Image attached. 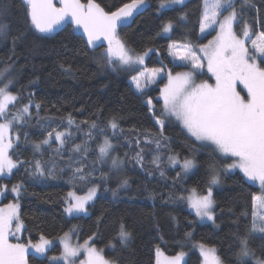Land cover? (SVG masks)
<instances>
[{
    "label": "trees",
    "instance_id": "obj_1",
    "mask_svg": "<svg viewBox=\"0 0 264 264\" xmlns=\"http://www.w3.org/2000/svg\"><path fill=\"white\" fill-rule=\"evenodd\" d=\"M95 1L106 11H115L131 2ZM145 1L146 10L118 35L132 52L144 53L152 49L144 65L132 70L161 67L172 73L180 71V67L172 65L169 45L173 42L202 45L214 35V32L206 36L200 33L204 0H184L183 4H166L163 8H159L161 0ZM252 3L256 7L247 9L243 19L252 27L251 35L256 36L264 31V0H252ZM236 6L239 9V0ZM0 8L4 9L0 23L8 26L6 34L0 36V71L9 69L5 72V80L15 82L10 91L21 97L15 108L10 105V111H17L29 99L40 104L39 111L34 106L30 109L31 118L23 126L14 127L19 140L9 155L14 161L26 163L0 177V186L7 185V190L2 191V204L20 202L24 242H37L41 235L56 238L75 227L79 240L92 238L116 264H156L157 250L168 255L183 252L182 264H201V255L193 247L195 244L216 247L222 264H254L250 260L239 261L237 257L239 238H246L252 253L264 260V235L249 234L253 197L262 191L242 171L223 172L220 183L212 186L214 222H199L188 210L187 199H179L187 197L190 189L205 195L213 174L210 165L222 168L227 160L212 149L200 146L176 121L166 122V147L181 159H193L194 171L185 175L180 166L149 167L144 158L143 167L137 164L134 157L140 151L132 147L133 142L136 145L139 138V146L143 145L146 132L152 133L150 137L153 138L158 131L144 104L147 96L160 106L161 101L156 100L160 93L158 87L145 97L138 95L130 80L134 73L118 64L109 66L101 56L104 48L91 51L71 26L56 34L40 33L29 27L21 0H0ZM169 21L173 24L172 30L163 32V25ZM242 26L234 25V28L240 33ZM197 79L211 81L207 74H197ZM69 114L80 127L77 131L76 125L72 126L73 139L66 141L62 148L59 141L53 139L50 145H41L40 152H36L34 144L40 143L48 131L65 130L64 118ZM113 116L118 118L122 132H114L107 126ZM82 121H95L103 133L80 123ZM89 132L94 139L87 142L89 150L82 159L81 153L71 149L73 145H83L87 139L85 133ZM104 137L111 140L112 153L124 161L119 168L112 167L109 157L98 158V146ZM144 154L142 152L143 157ZM34 160L45 167V177L32 175L31 162ZM69 161H72L71 167ZM82 165L85 173H92L85 182L73 179V169ZM53 166L55 179L47 175L48 168ZM102 174L105 179L101 178ZM124 179L128 181L127 187L113 196L112 190ZM19 184L23 185L19 194L12 192L13 185ZM93 186L98 190L94 199L88 201L86 213L65 211L75 202L69 193L84 197ZM120 223L132 234L126 243L117 236ZM52 257H62L61 246L55 245L46 256L29 254L28 262L65 264L62 259L53 260Z\"/></svg>",
    "mask_w": 264,
    "mask_h": 264
},
{
    "label": "snow or ice",
    "instance_id": "obj_2",
    "mask_svg": "<svg viewBox=\"0 0 264 264\" xmlns=\"http://www.w3.org/2000/svg\"><path fill=\"white\" fill-rule=\"evenodd\" d=\"M239 2L240 7L237 9V0H211V4L205 0L206 11L202 15L200 30L201 32L209 28L216 30L218 26L217 34L205 45H169V49L175 50L173 54L178 55L179 59L184 61L185 66L189 67V71L177 72L173 75L171 70L165 71L163 68L146 69L138 76H133L132 80L135 82L137 94L143 96L147 89L156 83L157 77L162 79L166 77L167 79V83L160 90L162 106L159 111L165 119H160V115H157L156 105L153 104L151 98L144 101L150 116L158 125L156 138L149 139L153 135L152 133L144 134L146 143L155 144L156 150L159 152L160 141L167 139L164 135L166 122L175 119L196 141L206 146H213L214 150L225 158H235L233 163L222 168L221 171L239 168L249 180L258 181L264 188V67H261L255 57L249 53L245 41L250 39L253 30L243 19L244 12L256 6L252 0H239ZM57 3L60 4V7L56 6ZM176 3L183 4L184 0H161L159 8L165 7L166 4ZM21 4L24 6L26 23L40 33L51 32L56 25L70 19L77 27L83 28V32L87 36V44H94L95 41L104 37L109 47L104 53H101V56L107 60L109 66H113L112 58L118 57L120 67L134 69L137 65L142 66L144 57L152 51V49H148L143 55H134L126 49L124 42L117 36L118 26H127L133 18L134 12H138L144 6L145 0H131V3L124 4L116 11H105L95 3V0H88L87 3H81V0H21ZM209 8L211 9L210 14L207 11ZM224 12H227V15H223ZM3 15L4 9L0 8V17ZM253 23L255 24L257 21L254 19ZM234 25H243L240 35H237L234 30ZM7 28L6 24L0 23V36L6 34ZM172 28L173 24L169 21L163 25L162 31L170 32ZM251 44L252 48L260 54L261 61H264V31H260L257 34V39L252 40ZM197 53H202L206 58L207 69L215 77L214 84L207 81L199 84L195 82L196 73L205 66L204 60ZM8 70L0 71V120L3 121L0 122V175L11 173L14 168L26 163L14 161L9 155L10 150L13 149V140H19L18 135L15 137L11 135V129L14 124L23 126L24 122L31 118L30 109L33 106L37 111L40 109V104L29 99L28 103L22 104L17 111L9 110V105L15 108L21 101V97L10 91L15 86V82L11 79L5 80V72ZM141 78L144 79L143 84ZM238 82L247 89V99L237 91ZM64 120L66 121L65 130L48 131L40 143L34 144L36 152H40L41 145H50L53 139L59 141L61 148L66 141L73 139L72 126L76 125V130L79 131V124L71 117V114ZM117 120L118 118L113 116L107 126L114 132H122L123 129L119 128ZM80 123L88 124L91 129H96L100 134L103 133V129H99L95 121ZM85 136L87 139L83 145L76 144L71 149L73 152L81 153L82 159L87 156L89 150L87 142L94 139L91 132L85 133ZM139 143L138 138L137 144L139 145ZM98 147V158L101 160L108 158L114 151V146L108 137H105L103 144ZM56 151H59V148ZM142 152L143 149L137 152L134 157L141 167H143ZM168 160L173 166L180 163L184 173L196 167L195 162L188 158H183L182 163L176 156H169ZM123 163L124 161L118 157L111 159L113 168H119ZM151 163L153 166L159 167V155L154 156ZM71 164L72 161H69V167ZM31 165L34 169L33 176L45 177L46 169L39 160L32 161ZM210 167L213 174L208 181L209 186L205 190L206 194L179 197V199L189 200L190 206L201 219L214 220L213 206L215 202L212 199V186L220 183V176L214 165H210ZM53 169L54 166L49 167L47 175L55 179ZM91 175L92 173H85L83 165L73 169V179L85 182ZM160 175H164L163 171L160 172ZM101 178L105 179L106 176L102 174ZM127 185V179L121 181L118 188L112 190L113 196H117L119 189L126 188ZM22 187V184L13 185L11 191L19 194ZM6 190L7 185L0 186V191ZM97 190L96 186L91 187L84 197L69 193L70 197L74 196L75 202L70 203L65 211L69 214L86 213L88 211L86 205L88 201L94 199ZM193 192L195 193V189ZM253 202L256 210L252 212L249 234L264 233V197L254 196ZM14 220L18 221L17 231H19L23 224L19 222L18 204H8L4 208H0V264H27L24 256L26 246L10 243L8 239L12 234L11 228ZM117 236L121 242L126 243L131 239L132 234L123 223H120ZM67 237L68 233H65L64 239L66 240ZM239 240L240 251L237 257L239 261H243L245 258L253 256V253L248 247L246 238H239ZM51 243L52 241L41 235L40 243L33 244L31 247L44 253ZM80 247H83L87 252V259L82 264H112L95 247H89L88 241H85L83 246L77 247L65 243L62 257H52V259H62L65 264H72ZM200 247L204 255V264H222L214 248L205 249L203 245ZM162 255L157 250L156 264H181L184 253L181 252L175 257H165L161 260ZM255 264H264V260H256Z\"/></svg>",
    "mask_w": 264,
    "mask_h": 264
},
{
    "label": "rangeland",
    "instance_id": "obj_3",
    "mask_svg": "<svg viewBox=\"0 0 264 264\" xmlns=\"http://www.w3.org/2000/svg\"><path fill=\"white\" fill-rule=\"evenodd\" d=\"M204 2H205V0H204ZM208 3L209 4H211V0H208ZM206 11V9L204 8V11H203V13ZM207 11H208V13L210 14V12H211V9L209 8V9H207ZM223 15H227V12H224L223 13ZM222 18V17H221ZM200 29H201V26H200ZM219 29H218V26L216 27V30H212L211 28H209V29H206L204 32H201V30H200V33H201V36H206V35H208V34H210V33H212V32H214V35L209 39V40H212L213 39V37L217 34V31H218ZM234 30H235V28H234ZM236 31V30H235ZM236 33H237V35H240V33H238L237 31H236ZM257 39V35L256 36H253V35H251L250 34V39H248V40H246L245 41V43H246V46L248 47V49H249V53L250 54H252L254 57H255V59L257 60V62H259L260 63V66L261 67H264V61H261V57H260V54L258 53V52H256L253 48H252V44H251V41L252 40H256ZM208 43V41L206 42V43H204V44H202V45H205V44H207ZM172 44H177V45H186V44H189V43H179V42H173V43H171V45ZM192 46H199L198 44H191ZM109 46H107V47H102V51H101V53H104L105 51H106V49L108 48ZM126 47V46H125ZM99 49H101V48H99ZM99 49H97V50H99ZM126 49H128V50H130L128 47H126ZM97 50H95V51H97ZM131 51V50H130ZM175 50H170L169 49V57H170V60H171V62H172V65L174 66V67H180V71H177V72H186V71H189L190 69H189V67H187V66H185V63H184V61H181L180 59H179V57H178V55H174L173 54V52H174ZM132 52V51H131ZM132 54H134V55H136V54H139V55H143V53H136V52H132ZM198 55H200L201 56V59L202 60H204V62H205V66H204V68L200 71V72H197L196 73V75H195V82L197 83V84H199V83H201V82H204V81H207V80H202V79H197V74H207L210 78H211V81H207L208 83H210V84H214L215 83V77L213 76V74L211 73V72H209L208 71V69H207V62H206V58L205 57H203V55H202V53H197ZM145 59H146V56L144 57V61H145ZM114 64L115 65H117L118 64V67H120L119 66V60H118V57H113L112 58V65H113V67H114ZM144 65V64H143ZM142 65V66H143ZM138 67H140V65H137V66H135V68H138ZM122 68V67H121ZM134 68V69H135ZM154 68H156V69H159V68H161V67H154ZM125 70H130L131 71V73H134L133 74V76H138L139 75V73H141V72H144V71H146V69H153V68H150V67H148V68H142V69H138V71L137 70H135V71H133L132 69H128V68H124ZM164 69V68H163ZM177 72H175V73H177ZM175 73H173V75H175ZM162 76H163V74H161ZM132 76V77H133ZM132 77H131V84H132V86H133V88H134V90L136 91V89H135V82L132 80ZM141 83L143 84L144 83V79L143 78H141ZM160 83H162L161 85H160ZM167 83V79H166V77H164L163 79L161 78V77H157V81H156V83L155 84H152L148 89H147V91L145 92V94L144 95H147L151 90H155V88H159L160 90L161 89H163V87H164V84H166ZM237 91H239L240 92V94L242 95V96H244L246 99H247V89L244 87V85L242 84V83H237ZM14 94V93H13ZM143 95V97H145ZM149 97H145V100L146 99H148ZM152 99V102H153V104H155L156 105V109H157V115H160V109H161V106H162V99H160V93L157 95V97H156V100H160L161 101V104H160V106H157V104L155 103V101H154V99L153 98H151ZM9 110H10V105H9ZM10 118V117H9ZM160 119H165V117L164 116H162V115H160ZM174 121H176V123L177 124H179L182 128H183V126H182V124L179 122V121H177V120H175V119H173ZM0 122H3L2 120H0ZM25 123V122H24ZM156 124V123H155ZM15 125L16 124H14L13 125V127H12V129H11V135L13 136V137H15V136H17V133L14 131V127H15ZM157 125V124H156ZM157 127H158V125H157ZM186 130V129H185ZM187 131V130H186ZM189 134V133H188ZM189 136H190V134H189ZM191 137V136H190ZM105 138V137H104ZM104 138L102 139V141H101V143L100 144H103V142H104ZM154 138H156V137H149V139H154ZM191 139H193L195 142H198V144L200 145V146H202V147H207V148H209V149H212L218 156H220L221 158H224L225 160H227V162H226V165H225V167L227 166V165H229V164H231V163H233L234 162V160H235V158L234 157H231V158H225V157H223V155L222 154H220V153H218L217 151H215L214 150V147L213 146H206V145H204V144H202L201 142H199V141H196L195 140V138L194 137H191ZM132 140H134L133 138H132ZM16 141L17 140H13V145L16 143ZM160 143H161V147H160V149H159V152H157V150H156V146H155V144H153V143H144L143 145L142 144H140V146L136 143V145L134 144V142H133V146L132 147H138V151H140V148H142V149H144L143 150V153H146V154H144V160L146 159V161L144 162V163H146V164H149V167L151 166V167H155V166H153V164L151 163V161H152V159H153V157L154 156H156V155H159V157H160V164H168L169 166H173V165H170V163H169V160H168V157L169 156H176V157H179V155H176V154H173L171 151H169V148L168 147H166L167 146V139L166 140H164V139H162L161 141H160ZM142 145V146H141ZM140 147V148H139ZM114 157H118V156H116L115 154H113L112 152L110 153V155H109V158H110V160H109V163L111 162V159L112 158H114ZM119 159H121V160H123L121 157H118ZM180 158V157H179ZM188 159H190V158H188ZM180 160H181V163H182V160L183 159H181L180 158ZM191 160H193V159H191ZM194 161V160H193ZM195 162V161H194ZM138 164V163H137ZM196 164V163H195ZM174 166H176V167H178V166H180V169H181V164L180 163H178V164H176V165H174ZM222 168H224V167H222ZM222 168H216V170H217V172H219V176H221V174L223 173V172H227V171H232V170H240V171H242L241 169H239V168H233V169H229V170H227V171H221V169ZM194 169H195V167L193 168V169H191L190 171H188L187 173H184L185 175H188V174H190V173H192L193 171H194ZM182 170V169H181ZM243 172V171H242ZM3 175V174H2ZM2 175H0V177L2 176ZM260 188H261V191H262V193L261 194H256L255 196H261V197H264V188H262L261 187V185L259 184V182L258 181H254ZM122 188H120L119 189V191L121 190ZM193 195H198V196H202L203 194H201L197 189H195V193L193 192V189H190V191H189V193H188V195H187V197H191V196H193ZM2 197H3V193H2V191H0V208H4L6 205H8V204H18L19 205V207H20V202H19V200H15V201H11L10 203H8V204H2V202H1V199H2ZM74 197V196H73ZM187 205H188V210L193 214V215H195V217H196V219L199 221V222H201V223H206V222H214L215 220H209V219H207V218H204V219H201L199 216H197L196 215V212H195V210L190 206V202H189V200H187ZM256 209L254 208V211H255ZM214 211H215V208H214V206H213V215H214ZM19 222H21V219H20V216H19ZM17 224H18V221H13V224H12V228H11V233L12 234H10L9 235V237H8V239H9V242L10 243H13V244H17V243H19V244H22V245H25L26 246V251H25V254H24V256H25V260H26V262H27V264H29V262H28V256H29V254H36V255H40V256H46V255H48L49 254V250H51L55 245H59V246H61V249H62V254H63V251H64V244L65 243H68L70 246H72V247H77V246H83L84 244H85V241H88V246L89 247H95L97 250H99L100 252H101V254L104 256V258L105 259H107V260H109L106 256H105V253H104V251L102 250V249H100V248H98L94 243H93V239L92 238H90V239H87V240H84V241H81V240H79L78 239V237L76 236V228L74 227L71 231H69V232H67L68 233V237H67V239L65 240L64 239V235H61V236H59V237H56V238H46V239H48V240H50V241H52V243L47 247V250L44 252V253H40V252H38L35 248H33V247H31V245H33V244H38V243H40V240L39 241H37V242H24L23 240H22V236H23V227L22 228H20V230L19 231H17ZM256 234H258V235H264V233H256ZM201 245H203V244H195L193 247H194V249L196 250V251H198L199 252V254L201 255V264H204V255H203V253H202V251H201ZM204 246V248L205 249H211V248H214L215 250H216V255L220 258V256L218 255V251H217V248L216 247H213V246H208V245H203ZM161 252V251H160ZM163 255L160 257V259L161 260H163L165 257H168V258H171V257H175L176 255H168V254H165V253H163V252H161ZM184 256H185V254H184ZM183 256V259L181 260V264H182V262H184V257ZM86 259H87V252L84 250V248L83 247H80V249H79V252H78V255L76 256V257H74L73 258V261H72V264H82V262H84V261H86ZM245 260H250V261H252L254 264H255V262H256V260H261V259H259L258 257H256L255 255H254V253H253V256H250V257H248V258H245ZM110 262H112V264H116V263H114L113 261H111V260H109Z\"/></svg>",
    "mask_w": 264,
    "mask_h": 264
},
{
    "label": "water",
    "instance_id": "obj_4",
    "mask_svg": "<svg viewBox=\"0 0 264 264\" xmlns=\"http://www.w3.org/2000/svg\"><path fill=\"white\" fill-rule=\"evenodd\" d=\"M81 3H87V2H83V1L81 0ZM95 3H97V2L95 1ZM129 3H131V2H129ZM97 4H99V3H97ZM99 5H100V4H99ZM56 6H57V7H60V4L57 3ZM100 6H101V5H100ZM101 7H102V6H101ZM121 7H122V6H121ZM146 7H147V2L145 1L144 6H142V7L139 9L138 12H134L133 18L131 19L130 23L127 24V26H118V28H117V36L119 35V32H120V30H121L122 28H124V27H128V26H131V25L134 23L135 19H136L139 15H141V14L146 10ZM102 8H103V7H102ZM104 10H105V9H104ZM105 11H106V10H105ZM115 11H116V10H115ZM68 26H71V27L74 29L75 33H76L77 35L81 36V37L85 40V42H86V40H87V36H86V33L83 32V28H82V27H77V26L74 24V22H72L70 19H66L65 21H62L60 24H58V25L55 26V28L53 29V31L48 32V33H46V34H56V33L60 32V31L64 30V29H65L66 27H68ZM86 44H87V43H86ZM87 46H88V48H89L91 51H95V50H97V49H99V48L107 47V46H109V45H108L107 40H106L104 37H101L99 40L95 41L94 44H87Z\"/></svg>",
    "mask_w": 264,
    "mask_h": 264
}]
</instances>
